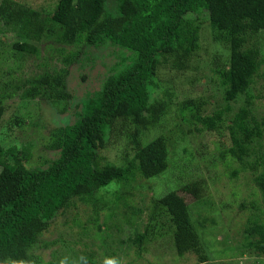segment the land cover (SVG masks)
Segmentation results:
<instances>
[{
	"label": "trees",
	"instance_id": "1",
	"mask_svg": "<svg viewBox=\"0 0 264 264\" xmlns=\"http://www.w3.org/2000/svg\"><path fill=\"white\" fill-rule=\"evenodd\" d=\"M107 3L56 0L46 13L24 0H0V119L2 104L15 96L24 101H79L72 111L73 120L51 131L49 148L55 156L44 166L26 167L19 151L5 152L0 144V264H54L42 261L34 248L56 244L57 239L41 241L42 235L76 202L90 207L92 217L80 224L74 216L72 224L82 231L95 229L104 241L102 232L112 225L118 227L108 225L107 220L117 212L119 201L129 206L118 192L120 185L171 174L167 138L162 132L172 122L194 135L223 136L217 153L210 157L216 156L226 167L229 178L239 170L264 165V115L256 116L258 95L252 92L258 79L264 82V54L256 43V35L264 32V0H113L111 9ZM202 27L211 46L223 47L217 53L213 49L205 59L211 62L202 66L211 76L200 79L217 85L216 91L226 102L210 113L205 112L209 101L204 97L188 90L175 95L172 88L177 82L190 89L198 82ZM43 42L47 48L42 53ZM71 46L79 50L67 51ZM83 47L118 48L120 60L111 67L120 65L117 72L100 75L92 87L94 94L86 97L77 95L76 86L67 80L70 65L81 61L78 56ZM169 71L174 72L170 79L160 77ZM237 99L242 105L226 118L229 102ZM169 112L175 115L168 116ZM109 140L121 148L118 163L99 153ZM182 151L187 160H195L192 152ZM255 154L258 161H250ZM252 180L260 186L264 201V168ZM203 182L188 184L182 192L198 200L197 186ZM171 190L152 200L149 220L166 215L177 254L192 252L198 264H212L199 232L202 223H191L185 200ZM256 204L251 200L248 207L258 211ZM226 207L230 206L225 203ZM239 208H246L245 202ZM105 209L109 213L99 222L100 211ZM260 216L251 214L245 219L241 245L242 250H253L258 256L264 255ZM148 227L129 239L139 250ZM70 264L97 262L92 252H83Z\"/></svg>",
	"mask_w": 264,
	"mask_h": 264
},
{
	"label": "rangeland",
	"instance_id": "2",
	"mask_svg": "<svg viewBox=\"0 0 264 264\" xmlns=\"http://www.w3.org/2000/svg\"><path fill=\"white\" fill-rule=\"evenodd\" d=\"M24 1L33 8L47 13L52 11L56 0ZM112 1L108 0L109 9L114 5ZM256 41L261 55L264 54V32L256 35ZM211 44L209 34L202 27L200 50L197 54L201 67L197 72L199 79L204 76L209 79L211 76L209 71L202 69V66L211 62L210 60L206 63L207 55L213 49L215 53L223 49L221 46L214 48L215 46ZM45 46L43 42L42 53L47 48ZM76 50H79L78 46L67 47L69 52H76ZM81 51L83 54L80 53L78 56L81 61L70 65L71 75L67 80L71 87L76 86L77 95L86 97L94 94L95 88L92 87L97 86V78L100 75L117 72V66L120 65H116L114 69L111 67L120 60L117 58L118 48L115 47L97 49L83 47ZM84 51L89 54H85ZM54 57L60 58L57 52ZM55 63L60 65L59 62L55 61ZM173 74V71L167 74L161 72L160 77L164 75L169 78ZM160 77L159 79L162 80ZM199 79L190 89L176 82L175 86L172 85L175 95L181 96L186 94V90L192 91L194 95H200L209 101L205 109L206 113H210L215 108L222 109L226 102L216 91L217 85L209 80ZM81 80L85 81L84 84ZM252 92L258 95L254 102L255 113L259 118L264 115V82L258 79ZM78 103V100L70 102L24 101L17 99V96L7 99L2 104L0 144L5 148V152L19 151V156L26 167L44 166L55 156L49 148L51 131L73 120L72 111ZM241 105L242 100L229 102L230 110L225 117L231 118ZM174 115L172 112L168 113V116ZM175 125L173 122L170 123L167 130L162 132L167 138L171 174H160L150 180L137 178L130 185H120L118 192L129 206L127 209L119 201L117 212L112 219L107 220L108 225L116 223L118 227L112 225L106 233L102 232L101 235L106 238L104 241L96 236L95 229L82 231L81 227L72 224L71 220L74 216L80 224L87 223V219L92 217L90 207L76 202L74 208L57 216L50 223L49 230L42 235L41 241L49 243L57 239L56 244H49L47 248L40 246L34 248V252L40 255L42 261L70 264V262L74 263L83 252H92L97 264H198L197 257L192 252H187L182 256L177 254L166 215L161 214L154 220H149L153 206L152 200L175 189L187 204L191 223L194 226H198V222L202 223V229L199 232L207 244L205 251L211 255L212 264H264V255L258 256L253 250H242L241 248L244 243L242 230L245 219L251 214H261L260 219L264 221L262 191L260 186L252 180L255 174L262 172L264 165L258 164L250 171L239 170L236 177L229 178L226 167L217 161L216 156L210 157L217 153L218 143L225 140L223 136L209 132L194 135L187 133L181 125L177 128ZM261 141L264 148V138ZM106 145L107 148L99 152L101 157L109 162L118 163L121 148L116 147L110 140ZM183 148L195 155L193 162L185 158ZM251 160L258 161L256 154L250 158ZM202 180L204 182L201 186H197L200 197L198 200H195L192 194L182 192L183 187ZM112 190L113 188L109 191ZM109 197H111L110 192L107 195V198ZM251 200L256 201L258 211L248 207ZM242 201L246 204L243 210L239 208ZM225 203L230 207L224 208ZM106 213H109L108 209L100 211L99 222L104 220ZM162 222L165 223L164 226H161ZM86 225L92 226L91 224ZM149 225L147 239L143 243V248L139 250L131 244L129 239H133L136 233L143 232Z\"/></svg>",
	"mask_w": 264,
	"mask_h": 264
}]
</instances>
